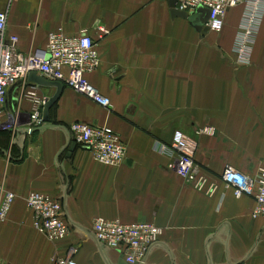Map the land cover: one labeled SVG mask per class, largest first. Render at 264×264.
I'll return each mask as SVG.
<instances>
[{
    "label": "crops",
    "instance_id": "1",
    "mask_svg": "<svg viewBox=\"0 0 264 264\" xmlns=\"http://www.w3.org/2000/svg\"><path fill=\"white\" fill-rule=\"evenodd\" d=\"M0 9L21 52L45 47L52 32L87 30L100 56L87 78L111 100L103 107L64 84L40 128L19 86L10 88L2 119L18 122L14 132L0 130V176L16 198L0 221V264H56L53 256L72 248L77 264H119L120 253L93 233L98 216L163 228L144 264H264V215L253 217L254 198L222 180L228 166L251 177L264 168V22L244 66L233 53L241 6L228 10L221 32L199 31L169 0H0ZM31 82L48 98L58 91ZM77 121L112 128L127 144L126 160L105 165L82 144L71 150ZM206 126L215 134L196 135ZM177 129L197 137L195 160L212 194L159 150ZM30 191L62 202L65 238L33 226Z\"/></svg>",
    "mask_w": 264,
    "mask_h": 264
},
{
    "label": "built area",
    "instance_id": "2",
    "mask_svg": "<svg viewBox=\"0 0 264 264\" xmlns=\"http://www.w3.org/2000/svg\"><path fill=\"white\" fill-rule=\"evenodd\" d=\"M243 5L244 11L235 36L233 51L239 65L251 63L252 50L264 14V0H178V7L194 14L202 7L209 11L206 25L209 30L221 32L226 24L230 8ZM7 12L0 9V130L14 132L18 117L2 119L11 87L19 86L20 99L31 102L30 123L37 127L45 123L44 108L48 97L39 93L38 85L31 82L32 71L52 81H61L74 91L103 107H110L111 100L102 94L87 78V74L100 65V56L94 38L82 30L69 35L58 30L48 36L45 47L28 52L18 49V36L7 35ZM76 143L87 147L94 159L105 165H119L127 158L128 147L122 137L108 126L77 121L70 125ZM213 126L200 127L196 135L215 134ZM199 144L196 136L183 130L173 132L170 143L159 144L161 152L174 158L176 173L191 182L194 187L212 194L216 186H204L207 178L195 160ZM226 187H231L236 196L250 195L255 200L253 217L264 215V168L251 177L228 166L222 175ZM16 198L14 192L5 190L0 176V221L6 220ZM27 205L32 211L33 226L51 240H60L69 234V225L63 218L60 200L50 195L30 191ZM93 233L103 245L116 249L126 264H144L153 246L160 241L163 228L148 221L121 222L98 216L93 222ZM53 256L56 264H77L71 256Z\"/></svg>",
    "mask_w": 264,
    "mask_h": 264
},
{
    "label": "water",
    "instance_id": "3",
    "mask_svg": "<svg viewBox=\"0 0 264 264\" xmlns=\"http://www.w3.org/2000/svg\"><path fill=\"white\" fill-rule=\"evenodd\" d=\"M177 1L178 0H169L170 5L174 8L176 13H180L182 16L189 18L198 27L199 31L203 29L204 30L209 29V27L206 25L208 17H209V11L207 9L200 7L197 9L196 14L193 17H189V14L186 11L177 8L176 6ZM29 78L30 80L35 81L39 84L53 85V86L58 87L57 93L55 94V96L48 98L47 103L44 108V113H43L44 120L47 123L50 121V108L57 101L59 95L61 94L62 89L64 88V84L61 81H52V80L46 79L45 77L39 75L36 71H32L30 73ZM44 127L45 125L40 126V128H44ZM40 128L38 127L36 129H40ZM75 146H76V142H73L70 147L71 150H73ZM119 264H126V263L121 258Z\"/></svg>",
    "mask_w": 264,
    "mask_h": 264
},
{
    "label": "rangeland",
    "instance_id": "4",
    "mask_svg": "<svg viewBox=\"0 0 264 264\" xmlns=\"http://www.w3.org/2000/svg\"><path fill=\"white\" fill-rule=\"evenodd\" d=\"M239 6L242 7V14H243L244 6H243V5H239ZM242 14H241V16H240V20H241ZM263 18H264V14H263V17H262V20H261V23H260V27H259V30H258V34H259L260 29H261V26H263V25H262V22H264ZM240 20H239V23H240ZM238 27H239V24H238ZM238 27H237V30H236V34H237V31H238ZM236 34H235V36H236ZM257 36H258V35H257ZM234 40H235V39H234ZM256 41H257V37H256L255 42H254V45H253L252 56H253V51H254V46H255ZM233 44H234V43H233ZM233 53H234V51H233ZM234 55H235V53H234ZM235 56H236V55H235ZM251 63H252V59H251ZM251 63H250V64H251ZM250 64H248V65H250ZM245 66H246V65H245Z\"/></svg>",
    "mask_w": 264,
    "mask_h": 264
}]
</instances>
